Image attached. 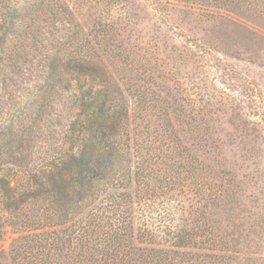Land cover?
Returning a JSON list of instances; mask_svg holds the SVG:
<instances>
[{
    "label": "trees",
    "instance_id": "obj_1",
    "mask_svg": "<svg viewBox=\"0 0 264 264\" xmlns=\"http://www.w3.org/2000/svg\"><path fill=\"white\" fill-rule=\"evenodd\" d=\"M77 1L0 0V236L4 225L18 234L0 258L223 262L227 241L209 217L187 227L155 220L171 215L173 205H156L176 187L190 184L210 208L226 201L225 175L210 161L220 144L204 127L207 113L184 80L174 78L178 95L160 86L174 59L144 47L126 0ZM183 8L252 32L264 25V0H192Z\"/></svg>",
    "mask_w": 264,
    "mask_h": 264
},
{
    "label": "rangeland",
    "instance_id": "obj_2",
    "mask_svg": "<svg viewBox=\"0 0 264 264\" xmlns=\"http://www.w3.org/2000/svg\"><path fill=\"white\" fill-rule=\"evenodd\" d=\"M168 1L178 8L155 7L156 0H126L132 28L144 47L156 45L157 58L166 53L174 59L167 66L169 74L159 73L160 86L169 85L178 95L174 78L184 80L201 116L207 113L204 127L210 139L220 144L210 161L218 162L216 167L225 175L227 198L210 208L205 195L198 196L187 180L186 192L176 187L170 201L163 193L159 196L157 210L163 203L164 210L169 205L174 208L170 216L157 215L156 224L162 227L170 221L186 226L202 214L213 222L218 237L227 241L219 249L225 259L217 264H264V220L258 227L261 216L264 219V25L252 24L256 32L239 29L228 20L225 23L203 11L184 9V3L192 0ZM236 10L232 15H239ZM226 179L232 184L227 185ZM17 236L15 229L4 225L0 253L10 250ZM6 263L1 257L0 264Z\"/></svg>",
    "mask_w": 264,
    "mask_h": 264
}]
</instances>
